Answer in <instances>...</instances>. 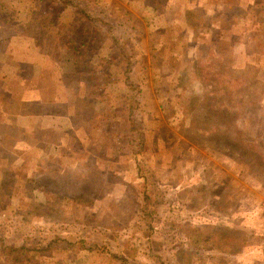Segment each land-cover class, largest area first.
Segmentation results:
<instances>
[{"label": "rangeland", "instance_id": "rangeland-1", "mask_svg": "<svg viewBox=\"0 0 264 264\" xmlns=\"http://www.w3.org/2000/svg\"><path fill=\"white\" fill-rule=\"evenodd\" d=\"M182 1L166 14L142 0L45 2L49 31L76 24L62 10L86 11L100 28L87 50L98 53L84 64V49L72 52L76 74L64 77L82 143L49 169L34 154L13 169L0 161L5 243L26 240L40 264H264V3L261 26L249 17L236 33L200 34ZM36 3L0 0V32L28 22L14 13ZM18 43L15 59H30L32 44Z\"/></svg>", "mask_w": 264, "mask_h": 264}, {"label": "crops", "instance_id": "crops-1", "mask_svg": "<svg viewBox=\"0 0 264 264\" xmlns=\"http://www.w3.org/2000/svg\"><path fill=\"white\" fill-rule=\"evenodd\" d=\"M3 1L10 3L11 0ZM18 1L22 4L24 0ZM142 1V10L152 11L155 14L162 11L164 5L172 4L175 0H151L149 1L151 3ZM180 1L178 3L182 7L183 1ZM184 1L189 8L202 12L200 15H195L188 10L189 8L184 11V18L189 20L188 23L191 22L192 27H196V33H236L239 23H247L249 17L255 18L256 27L261 26L256 14L263 6L264 0ZM45 2L48 1L43 0V4ZM110 2L116 7L115 4H118L119 0H110ZM168 8L167 6L164 8L165 14ZM128 10L131 14H135L134 8ZM81 11L62 10L61 14L70 16L73 23L77 17H80ZM179 11L182 12L181 8ZM17 13L22 17L26 16L27 19L33 16V12L28 8L22 10L19 8L13 17H16ZM83 13L89 16L86 11ZM52 17L56 16L52 15ZM201 19L208 22V25L202 27ZM10 20L9 17L8 21ZM198 23H201V26H198ZM2 33L4 38L6 31L3 30ZM6 35L8 38H4L5 45L0 49V161L9 169H13V165L19 161L22 154L24 157L28 156L29 160L36 159L38 168L49 169L51 167L49 165L46 167L44 164L50 159L59 161L61 149L72 146L76 141L80 144L83 141V138L78 136L82 126L78 127L74 120L78 111L72 102L71 89L64 83V77L68 79L75 77L73 75L76 74L74 69L78 64L77 59L69 49L58 44L56 40L41 39L35 46L32 45L34 50L30 59L24 57L26 61L16 60L14 53L22 37L14 33ZM23 40L27 41V38L23 37ZM27 52L28 49L25 48L24 56H28ZM61 63L67 65L68 71L62 69ZM26 64H29L31 73L23 75L21 68ZM46 64H50L52 69ZM28 80L34 81L35 85H29ZM13 85L19 90L13 91ZM31 154L36 155V158L34 159ZM8 168L1 170V179L6 177Z\"/></svg>", "mask_w": 264, "mask_h": 264}, {"label": "trees", "instance_id": "trees-1", "mask_svg": "<svg viewBox=\"0 0 264 264\" xmlns=\"http://www.w3.org/2000/svg\"><path fill=\"white\" fill-rule=\"evenodd\" d=\"M47 1L48 3H53V0ZM35 2H37L36 6L28 8L30 12H33V16H30V19L26 23H21L17 26L14 25V34L22 37V39L23 37L27 38V41H29L32 45H34L35 42L38 43V41L41 39H53L56 40L57 43L61 46L65 47L66 49H69V51L71 52H76L80 49H84V64L90 62L91 57L93 55H97L98 52L96 53V51L94 50H87L88 44H90L89 42L91 40H94L97 34L100 35V28L98 27L93 18H90L89 16L85 15V13L80 10V17L76 18V24L73 25V27H66V29H63L65 25L61 26L62 23L58 22L56 23V26L53 28V30L49 31V29H47L46 27H50L47 21L51 19L52 21L50 25H52L53 17L50 16L49 13H47L48 6L43 4V0H34V3ZM80 21L82 22V24H84V27L79 26ZM5 24L8 25L11 23L8 21ZM79 28L82 29L79 30ZM89 28H92L94 30V34L91 35V30ZM0 36L3 38V33L0 32ZM2 42H4V38ZM45 178L51 180L58 179L56 174L52 173H48ZM4 241V238L0 237V264H40V261L38 260L39 258H34L35 260L30 259V255H32L33 253L43 254L41 257L42 260L46 258L44 253L38 252L35 247L28 248L25 245L26 240L23 241L24 243L21 247H15L10 244L8 245ZM24 254H27V256H29L25 260H23Z\"/></svg>", "mask_w": 264, "mask_h": 264}]
</instances>
